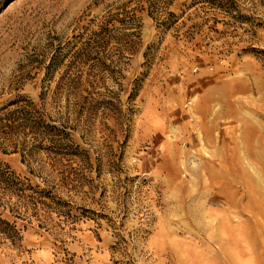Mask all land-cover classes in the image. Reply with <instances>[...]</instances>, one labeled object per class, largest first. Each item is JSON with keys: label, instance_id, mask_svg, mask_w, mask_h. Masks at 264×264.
I'll list each match as a JSON object with an SVG mask.
<instances>
[{"label": "rangeland", "instance_id": "374dc122", "mask_svg": "<svg viewBox=\"0 0 264 264\" xmlns=\"http://www.w3.org/2000/svg\"><path fill=\"white\" fill-rule=\"evenodd\" d=\"M116 12L102 60L76 59ZM65 72L98 99L67 131L82 193L56 191L70 218L0 209L19 237L0 264H264V0H0V110L44 87L49 111Z\"/></svg>", "mask_w": 264, "mask_h": 264}, {"label": "trees", "instance_id": "16d2710c", "mask_svg": "<svg viewBox=\"0 0 264 264\" xmlns=\"http://www.w3.org/2000/svg\"><path fill=\"white\" fill-rule=\"evenodd\" d=\"M167 6L170 2L167 1ZM119 12L110 13L104 21L92 32V39L78 49L76 59L89 61L102 60L100 48L106 45L102 41L110 34L109 26L119 19ZM168 19L174 15L167 12ZM159 27L168 28V21L161 22ZM139 24L136 31L126 38L134 37L139 41ZM101 36V38H100ZM102 44V45H100ZM136 42L131 41L132 48ZM48 77V74H46ZM94 83L84 81L79 75L62 74L50 90L49 111L46 107L47 90L43 87L38 95V102L22 100L10 108L0 110V153L19 154L21 162L43 163L48 167V175L55 174L58 185L39 189L18 178L9 171L6 165L0 164V209L20 215V211L29 212L31 217L47 220L52 213L60 216H70L69 204L62 203L56 196V191L82 193L84 175L82 169L73 167L75 158L79 155L67 131L77 129L79 118L84 113H91L97 106L98 99L93 96ZM63 102V103H62ZM84 163V160H81ZM28 164V163H27ZM46 170L40 166L39 171ZM30 174L33 172L30 170ZM8 240L15 244L18 232L15 225L3 218L0 212V240Z\"/></svg>", "mask_w": 264, "mask_h": 264}]
</instances>
